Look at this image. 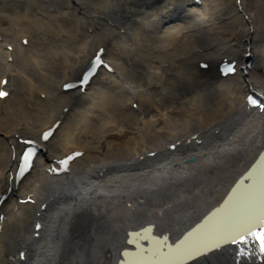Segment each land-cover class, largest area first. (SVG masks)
Returning <instances> with one entry per match:
<instances>
[{
  "label": "bare ground",
  "instance_id": "6f19581e",
  "mask_svg": "<svg viewBox=\"0 0 264 264\" xmlns=\"http://www.w3.org/2000/svg\"><path fill=\"white\" fill-rule=\"evenodd\" d=\"M98 54L99 90L64 91ZM227 60L251 64L213 70ZM0 81V264H156L186 233L237 238L264 221V202L244 218L256 196L237 192L250 181L264 201V156L251 170L264 111L246 103L264 99V0H0Z\"/></svg>",
  "mask_w": 264,
  "mask_h": 264
},
{
  "label": "rangeland",
  "instance_id": "374dc122",
  "mask_svg": "<svg viewBox=\"0 0 264 264\" xmlns=\"http://www.w3.org/2000/svg\"><path fill=\"white\" fill-rule=\"evenodd\" d=\"M224 1H226V8H227V10L228 11H234L235 10V4H234V0H224ZM250 15H251V13H249ZM210 14H206V18L207 19H209V20H211V17L209 16ZM171 26V24H169V25H165L164 26V28H168V27H170ZM99 85L95 82L94 84H92V86H91V90L90 91H92V92H96V91H98L99 90ZM116 94H118L119 95V90H118V92L116 93ZM35 95H36V93H35ZM118 95H116V96H118ZM14 97H12V99H13ZM26 98V97H25ZM20 100H21V97H20ZM43 100V99H42ZM25 101H26V103H29V104H31V105H29L30 106V108H31V110L36 114V112L38 111L39 112V110L41 109V108H43V107H47V104L48 103H44V102H42L41 101V103L40 102H35V101H32V100H29V97H28V101H27V98L25 99ZM43 101H45V100H43ZM45 105H44V104ZM19 105H24V104H19ZM26 106H28V105H26ZM47 108H49V107H47ZM23 110L24 111H26L25 110V107L23 106ZM118 110H119V112L121 113V114H127V110H129L128 108H123L121 105L119 106V108H118ZM59 134H61V132L59 131L58 132V135Z\"/></svg>",
  "mask_w": 264,
  "mask_h": 264
},
{
  "label": "snow or ice",
  "instance_id": "6c2138e0",
  "mask_svg": "<svg viewBox=\"0 0 264 264\" xmlns=\"http://www.w3.org/2000/svg\"><path fill=\"white\" fill-rule=\"evenodd\" d=\"M0 83H3V81H0ZM4 95H6V93L3 90H0V96H4ZM249 100L251 101L252 104L258 103L256 100L251 99V97H249ZM31 152H32V149H26L24 151V158L30 157ZM250 235L254 236L257 240L260 241L261 251H264V223H261L258 229L253 228ZM238 239L242 242H246V236L243 234L239 235Z\"/></svg>",
  "mask_w": 264,
  "mask_h": 264
},
{
  "label": "water",
  "instance_id": "95a60500",
  "mask_svg": "<svg viewBox=\"0 0 264 264\" xmlns=\"http://www.w3.org/2000/svg\"><path fill=\"white\" fill-rule=\"evenodd\" d=\"M256 174V173H255Z\"/></svg>",
  "mask_w": 264,
  "mask_h": 264
}]
</instances>
